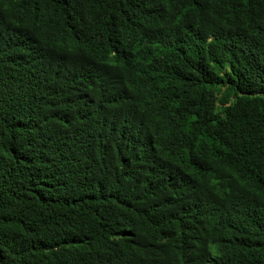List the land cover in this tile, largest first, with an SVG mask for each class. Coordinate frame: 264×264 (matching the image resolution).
<instances>
[{
  "label": "trees",
  "instance_id": "obj_1",
  "mask_svg": "<svg viewBox=\"0 0 264 264\" xmlns=\"http://www.w3.org/2000/svg\"><path fill=\"white\" fill-rule=\"evenodd\" d=\"M0 264H264V0H0Z\"/></svg>",
  "mask_w": 264,
  "mask_h": 264
}]
</instances>
